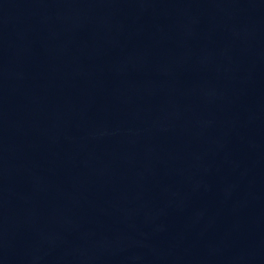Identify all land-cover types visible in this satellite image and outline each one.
I'll list each match as a JSON object with an SVG mask.
<instances>
[{
  "label": "water",
  "instance_id": "obj_1",
  "mask_svg": "<svg viewBox=\"0 0 264 264\" xmlns=\"http://www.w3.org/2000/svg\"><path fill=\"white\" fill-rule=\"evenodd\" d=\"M0 264H264V0H0Z\"/></svg>",
  "mask_w": 264,
  "mask_h": 264
}]
</instances>
